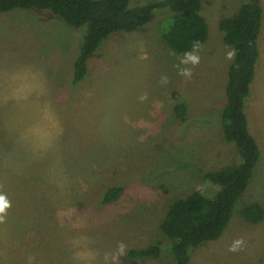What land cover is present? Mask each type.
I'll return each mask as SVG.
<instances>
[{"label": "rangeland", "instance_id": "374dc122", "mask_svg": "<svg viewBox=\"0 0 264 264\" xmlns=\"http://www.w3.org/2000/svg\"><path fill=\"white\" fill-rule=\"evenodd\" d=\"M145 1L154 0H131ZM244 1H203L209 32L187 81L174 67L183 53L161 38L167 9L105 39L76 86L71 68L84 27L46 11L0 12V194L11 203L0 223V264H105L120 241L128 245L120 264H173V239L161 228L169 206L195 190L212 195L217 187L201 175L240 161L218 123L233 49L218 24ZM253 1L264 22V0ZM162 75L170 83L161 85ZM258 163L222 235L197 246L188 264H264V217L248 222L240 212L253 203L264 210ZM114 186L122 193L104 202ZM238 238L242 250L230 252ZM153 244L162 247L157 258L128 257Z\"/></svg>", "mask_w": 264, "mask_h": 264}, {"label": "trees", "instance_id": "16d2710c", "mask_svg": "<svg viewBox=\"0 0 264 264\" xmlns=\"http://www.w3.org/2000/svg\"><path fill=\"white\" fill-rule=\"evenodd\" d=\"M204 0H154L133 4L131 0H0V12L14 8L46 11L72 27H84L77 54L72 62L71 81L76 86L87 73V64L105 39L118 31L132 32L146 24L156 9L170 11V21L162 32L163 43L176 53L190 51L193 41L204 45L209 27L201 9ZM262 21V7L253 0L244 1L236 14L220 19L218 27L223 41L236 50L228 65L224 94L225 107L219 124L226 141L235 144L239 162L201 175L205 183L216 186L213 194L192 191L174 200L161 224L164 234L173 239L170 251L173 264H188L192 251L200 244L218 239L227 226L237 199L246 190L260 158L255 138L247 126L245 108L251 99V82L258 59L257 38ZM175 111L186 121L185 105L177 103ZM121 186L110 187L104 202L116 200ZM248 222L264 217L263 208L250 204L241 209ZM158 244L132 249L131 259L157 258Z\"/></svg>", "mask_w": 264, "mask_h": 264}, {"label": "clouds", "instance_id": "9594fccd", "mask_svg": "<svg viewBox=\"0 0 264 264\" xmlns=\"http://www.w3.org/2000/svg\"><path fill=\"white\" fill-rule=\"evenodd\" d=\"M203 49V44L201 41L196 40L193 41L192 47L190 51L184 52L182 56H180L179 63L174 65L177 69V75L184 78L186 81L190 80L193 75V69L199 65L200 63V52ZM236 56V50L232 49L229 50L226 54V58L228 60H233ZM190 65V66H189ZM159 83L161 85H167L170 83V79L167 75H162L160 77ZM138 99L143 102L148 99V94L142 93ZM162 106V105H161ZM211 181H206L205 185H211ZM11 207L10 201L7 199L6 195L0 194V223H3L5 220V216L7 214V209ZM243 238L235 239L232 244L229 246L230 252H238L241 251L244 246ZM128 245L120 241L117 244V248L113 253L105 254L104 262L105 264H120V260L124 257L127 253Z\"/></svg>", "mask_w": 264, "mask_h": 264}, {"label": "crops", "instance_id": "0c3cea01", "mask_svg": "<svg viewBox=\"0 0 264 264\" xmlns=\"http://www.w3.org/2000/svg\"><path fill=\"white\" fill-rule=\"evenodd\" d=\"M258 59L255 65L254 76L251 82V99L248 101L245 114L247 126L251 135L255 138L259 151V163L264 160V22L257 38ZM258 163V164H259ZM258 166V165H257Z\"/></svg>", "mask_w": 264, "mask_h": 264}]
</instances>
